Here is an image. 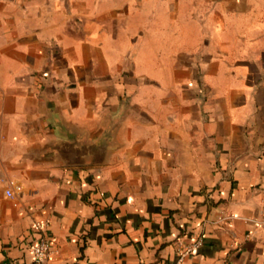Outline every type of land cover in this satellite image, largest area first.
Masks as SVG:
<instances>
[{
    "label": "crops",
    "instance_id": "crops-1",
    "mask_svg": "<svg viewBox=\"0 0 264 264\" xmlns=\"http://www.w3.org/2000/svg\"><path fill=\"white\" fill-rule=\"evenodd\" d=\"M40 237L264 264V0H0V264Z\"/></svg>",
    "mask_w": 264,
    "mask_h": 264
},
{
    "label": "built area",
    "instance_id": "built-area-1",
    "mask_svg": "<svg viewBox=\"0 0 264 264\" xmlns=\"http://www.w3.org/2000/svg\"><path fill=\"white\" fill-rule=\"evenodd\" d=\"M9 196H13L11 190H7ZM43 224L41 222H35L34 228L36 230L41 229ZM201 240H196L190 244L185 245L179 250L178 256L174 262L168 263H155V264H182L185 257L195 252L201 245ZM30 251L32 253V264H38L47 260L53 252L50 240L47 237H40L37 241H34L30 245ZM1 264H11L8 260L3 261Z\"/></svg>",
    "mask_w": 264,
    "mask_h": 264
}]
</instances>
